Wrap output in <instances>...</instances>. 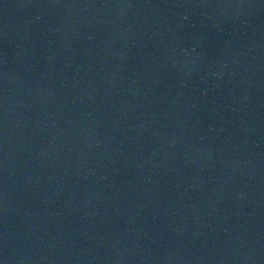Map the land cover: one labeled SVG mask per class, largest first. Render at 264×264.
<instances>
[{
  "label": "water",
  "instance_id": "95a60500",
  "mask_svg": "<svg viewBox=\"0 0 264 264\" xmlns=\"http://www.w3.org/2000/svg\"><path fill=\"white\" fill-rule=\"evenodd\" d=\"M0 264H264V0H0Z\"/></svg>",
  "mask_w": 264,
  "mask_h": 264
}]
</instances>
